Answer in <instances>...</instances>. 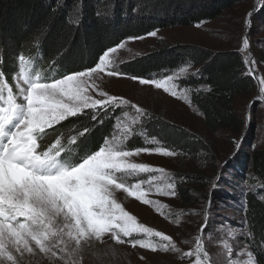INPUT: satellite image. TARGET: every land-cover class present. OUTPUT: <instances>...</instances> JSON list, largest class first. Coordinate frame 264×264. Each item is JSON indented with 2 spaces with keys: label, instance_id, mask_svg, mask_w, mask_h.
Instances as JSON below:
<instances>
[{
  "label": "snow or ice",
  "instance_id": "1",
  "mask_svg": "<svg viewBox=\"0 0 264 264\" xmlns=\"http://www.w3.org/2000/svg\"><path fill=\"white\" fill-rule=\"evenodd\" d=\"M250 16L244 20L246 28L251 26ZM146 35L155 37L157 31ZM125 47L121 42L102 50L92 65L83 69L61 65L55 76L34 74L32 61L23 54L14 59L11 74L0 66V264H85L86 258L89 264H110L108 249L114 245L178 253L192 264H237L232 259L237 253L228 242L223 244L229 254L226 261L214 260L206 250L202 233L207 223L200 226L195 247L181 252L172 236L138 223L119 200V195L125 194L163 215L168 205L148 199L145 185L160 196L176 197L175 174L135 158L142 154L175 157L178 153L163 144L151 146L159 133L144 146L127 147L131 139L141 135L136 127L143 126L145 120L151 122L152 116L130 99L104 90V77L127 78L141 86L154 85L178 99L186 98L170 83L174 76L158 81L121 72L113 54ZM248 48L245 34L243 49ZM245 63L247 75H254V61ZM180 71L187 72V68ZM124 109H134L135 115L129 117ZM118 111L122 116H115ZM112 116L123 122L114 128L115 135L103 138L95 149L86 142L90 131L95 130L88 127L67 144L62 142L63 133L57 134L54 142L44 143L50 132L69 120L90 117L93 124L102 126V117ZM210 210L209 202L204 209L205 220ZM239 223L240 237L254 239L246 211ZM227 235L232 236V232ZM257 247L264 252V243ZM246 256L239 264H259L252 251Z\"/></svg>",
  "mask_w": 264,
  "mask_h": 264
},
{
  "label": "trees",
  "instance_id": "2",
  "mask_svg": "<svg viewBox=\"0 0 264 264\" xmlns=\"http://www.w3.org/2000/svg\"><path fill=\"white\" fill-rule=\"evenodd\" d=\"M238 1L241 0H0V66L11 74L14 59L23 54L32 61L33 71L41 75L55 76L56 68L61 65L83 69L91 66L102 50L116 46L128 37H140L156 29L213 21ZM253 20L264 25L263 4L253 14ZM252 47L256 49L254 68L258 74L263 72L264 89V37L255 40ZM245 60L238 49L214 51L194 44L158 43L151 51L118 67L123 73L149 79L190 66L193 70L175 81L178 87L188 91L189 100L200 112L205 129L237 135L250 131L244 116L235 112V102L252 98L256 91L255 77L247 75L249 68ZM197 70L198 74L192 75ZM253 103V107L264 108V100L255 99ZM115 116L111 119L102 117V126L93 124L90 117L88 120H69L58 131L50 132L44 143L54 142L55 136L63 133L66 139L62 142L67 144L72 136L88 127L95 130L90 131L86 142L95 149L103 138L111 135ZM151 116V122L145 120L141 126V133H149L143 135L144 138L159 133L156 141L181 156L196 163L199 160L214 161L212 149L200 135L158 115ZM84 143L81 141L82 145ZM144 145L145 140L136 136L127 147ZM224 171L231 172L239 183L222 177L210 194L221 202L232 201L239 210L240 220L247 212L254 239L243 238V241L259 264H264V252L257 247L264 243L261 241L264 236V145L252 144L248 139L244 149L230 156ZM182 177L184 180L178 184L177 195L183 204L195 205L197 196L206 197L201 189L207 187L208 178L194 171L182 174ZM247 184L251 187L246 188Z\"/></svg>",
  "mask_w": 264,
  "mask_h": 264
},
{
  "label": "rangeland",
  "instance_id": "3",
  "mask_svg": "<svg viewBox=\"0 0 264 264\" xmlns=\"http://www.w3.org/2000/svg\"><path fill=\"white\" fill-rule=\"evenodd\" d=\"M258 0H241L229 8L225 9L221 16L213 21H204L190 26H174L164 29H156L157 36L148 37L143 35L144 39L128 40L121 42L126 43L124 49L118 50L113 55L117 59V65L144 53L151 51L158 43L167 45L176 44H194L209 48L214 51H221L225 49H238L242 52L246 60H250V52L243 49V38L247 34L249 40V47L253 54V44L255 40L264 37V25L261 21L255 22L253 15L248 17L251 20V26L245 27L244 20L249 13L257 5ZM264 0H260V5ZM120 42V43H121ZM256 44V43H255ZM8 47V45H6ZM254 67V64L252 65ZM182 68H187V72L181 73ZM193 70L190 66H182L174 71L166 72L161 75H153L149 79L162 81L166 76H174V81L170 82L176 84V79L183 77ZM259 84L256 82L255 94L250 99H238L235 102V112L244 116L250 133L234 135L229 131H221L212 133L205 129L200 112L189 100L188 91L177 86L179 92H183L185 99H178L171 96L170 93L163 92L162 89H156L154 85H139L127 78H112L104 77L103 89L112 95H119L130 99L133 103H137L140 107L145 108L149 113L163 117L166 121L185 128L186 130L200 135L204 143H206L214 156V161H198L187 158L178 154L175 157H164L162 155H147L142 154L135 158L136 162L149 163L154 166L163 167L169 173L175 174L177 184L183 182L182 174H190V172H199L204 177L208 178L207 187L201 189L205 193V198L197 196V203L195 205L187 206L183 204L178 195L176 197H163L157 194L154 188L149 191L145 185L147 198L158 200L161 204L168 205L163 210L161 215L151 205H145L135 198L127 197L125 194L119 195V200L123 206L132 215L136 216L137 222L144 224L146 227L153 228L157 231H162L167 235L173 237L181 252L187 251L189 248L195 247V238L201 235L200 226L204 223L208 224L207 229L202 233L204 238V245L207 251L212 254V258L218 262L226 261L229 254L223 248L225 242L230 243L236 256L233 260L239 261L246 259V253L249 251L243 237H240L242 228L240 226V213L232 201L225 200V202L214 199L210 191L224 177L228 180L238 182L232 177L231 172H225L224 166L230 156L237 150L245 148L247 140L250 139L252 144L264 145V116L263 106L253 107L255 99L264 100L262 94L263 89V72L260 74L255 71ZM260 93L261 98L256 97ZM129 112V117L135 115L134 109H124ZM117 116H122V112H116ZM114 126L111 135H115L114 128L118 123L114 119ZM58 131V129H57ZM135 131L140 133L142 139L151 140V138L143 137L141 133V126L136 127ZM246 134V136H245ZM110 135V136H111ZM109 136V137H110ZM245 136V138H244ZM247 138V139H246ZM66 136L63 134L62 140L65 141ZM153 147H158L160 144L153 141ZM214 172H213V171ZM158 175V174H157ZM141 179L148 180V176H142ZM134 182V181H133ZM251 185H246V188ZM211 203V210L209 218L205 220L204 209ZM179 221V222H178ZM232 232V236L227 233ZM239 237V238H238ZM110 264H192V261L187 257H182L178 253H152L144 249H133L129 245H114L108 249ZM144 257V259H141ZM85 264H89L88 259H85Z\"/></svg>",
  "mask_w": 264,
  "mask_h": 264
},
{
  "label": "water",
  "instance_id": "4",
  "mask_svg": "<svg viewBox=\"0 0 264 264\" xmlns=\"http://www.w3.org/2000/svg\"><path fill=\"white\" fill-rule=\"evenodd\" d=\"M259 7H260V0H258L257 5L255 6V8H254V9L252 10V12H251V15H253V14L259 9ZM248 51L250 52V60H252V59H253V54H252V52H251L250 47L248 48ZM254 76H255V74H254ZM255 78H256V77H255ZM255 80H256V82L259 84L258 80H257V79H255ZM256 97L261 98L259 92L257 93Z\"/></svg>",
  "mask_w": 264,
  "mask_h": 264
},
{
  "label": "built area",
  "instance_id": "5",
  "mask_svg": "<svg viewBox=\"0 0 264 264\" xmlns=\"http://www.w3.org/2000/svg\"><path fill=\"white\" fill-rule=\"evenodd\" d=\"M255 76H256V74H255Z\"/></svg>",
  "mask_w": 264,
  "mask_h": 264
}]
</instances>
